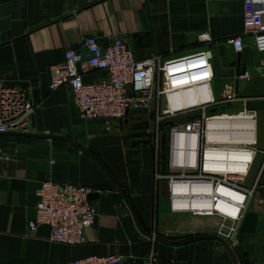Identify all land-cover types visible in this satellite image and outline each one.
<instances>
[{
    "label": "crops",
    "instance_id": "1",
    "mask_svg": "<svg viewBox=\"0 0 264 264\" xmlns=\"http://www.w3.org/2000/svg\"><path fill=\"white\" fill-rule=\"evenodd\" d=\"M242 12L243 0H0V82L23 90L34 104L26 132L65 136L74 142L0 134V264H67L108 254L122 256L121 264H264V141L258 147L256 139L252 165L257 161L258 167L247 173L245 180L251 175L250 181L243 183L253 189L252 194L233 240L224 238L230 252L210 238L167 245L143 232L168 241L215 233H199L201 222L182 226L178 215H166L163 200L158 206L152 142L136 132L149 112H129L107 129L102 119L80 116L65 85L49 88L52 67L87 35L97 36L103 44L122 35L138 59L172 58L208 48L213 92L220 96L228 84L237 96L252 98L248 107L256 110L257 124L259 110L264 121V53L257 51L258 62L249 68L242 58L246 49L236 53L227 42L243 34ZM203 32L210 36L207 43L199 40ZM243 40L246 47L253 46L250 37L243 35ZM238 59L245 67L239 74L231 65ZM245 73L248 80L240 78ZM104 76L105 71L88 70L84 80ZM251 79L254 82L246 85ZM244 86L250 91L245 93ZM43 180L90 190L97 215L84 231V242L73 246L53 242L50 228L43 224L28 232L36 189ZM168 220L170 224L164 222ZM182 227L190 235L160 234L180 233Z\"/></svg>",
    "mask_w": 264,
    "mask_h": 264
},
{
    "label": "built area",
    "instance_id": "2",
    "mask_svg": "<svg viewBox=\"0 0 264 264\" xmlns=\"http://www.w3.org/2000/svg\"><path fill=\"white\" fill-rule=\"evenodd\" d=\"M242 27V35H234L227 40L233 51L241 53L245 49L243 35H246L251 38L256 51L264 53V0H243ZM199 40L207 43L210 36L203 32ZM88 70L105 71L106 76L85 81L84 74ZM249 77L247 73L240 75L243 80ZM213 78L212 53L208 48L172 58L152 55L138 59L122 35L113 36L104 44L97 36L87 35L78 48L66 49L63 62L52 67L49 88L55 90L65 85L80 116L84 119H102L107 129L129 112H154L156 119L160 116L177 118L178 122L171 129L172 138L179 132L178 129H187L191 139H194L196 149L186 152L189 161L183 164L173 161L174 154L170 147L171 166L176 169L168 178L170 209L174 212L182 210V204L172 197L179 195L184 183H200L202 185L195 189L197 196L206 195L210 191L216 204L222 201L232 207L229 213L217 215L221 222L216 233L223 239L233 240L241 212L253 189L241 183L247 172L245 175L231 177L220 171L218 165L224 160L213 152L219 148H213L216 147L215 141L207 140L206 130L210 121L226 112L229 101L242 105L239 113L250 117L256 131V110L248 107L252 98L237 96L234 88L228 84L223 86L221 95L216 96L212 88ZM128 84L132 87L130 93L126 89ZM33 111L34 104L23 90L0 82V134L26 131ZM183 114L189 115L178 117ZM255 144H251L252 147L246 146L248 150H245L252 158L257 153L253 146ZM158 177L156 175L155 179ZM223 190H230L240 196V202L224 197ZM89 194L90 190L83 185L43 180L36 189L35 215L27 224L28 232L43 224L50 228L49 239L53 242L69 246L84 242V231L93 225L97 215ZM203 204L198 206L202 207ZM199 212L206 211L194 210L192 214L198 215ZM121 262L122 256L108 254L88 255L67 264Z\"/></svg>",
    "mask_w": 264,
    "mask_h": 264
},
{
    "label": "bare ground",
    "instance_id": "3",
    "mask_svg": "<svg viewBox=\"0 0 264 264\" xmlns=\"http://www.w3.org/2000/svg\"><path fill=\"white\" fill-rule=\"evenodd\" d=\"M217 118L209 122L206 137L209 141H215L214 146L216 147L213 148L219 149H214L213 152L219 154L224 160L218 165L221 169L220 171L231 177H237L241 174L245 175L246 172H249L250 165L254 160L252 155L245 151L248 150L246 146L256 143L252 120L246 114L228 112L219 114ZM178 130L179 132L173 135L171 142L172 154H174L172 157L174 162H182L185 164L189 161L185 156L186 152L189 153L193 151V148L196 149V145H194V139H191V135L187 132V129ZM197 140L198 138L195 139V142ZM181 154H183L182 160ZM199 184L195 182L184 183L179 195L172 197L182 204V210L177 212L192 213L194 210H205L206 212H199V214L221 215V213H229L232 210L231 206L222 201L216 204V199H213V194L210 191H207L206 195L197 196L196 194L198 192L195 189L202 185ZM223 191L224 197L232 198V200L240 202L241 197L237 196L234 192L230 190ZM223 200L227 199L224 198ZM229 201L233 203V201ZM200 203H204L202 207L198 206ZM215 210L218 212H212Z\"/></svg>",
    "mask_w": 264,
    "mask_h": 264
},
{
    "label": "rangeland",
    "instance_id": "4",
    "mask_svg": "<svg viewBox=\"0 0 264 264\" xmlns=\"http://www.w3.org/2000/svg\"><path fill=\"white\" fill-rule=\"evenodd\" d=\"M249 37V36H248ZM250 48V49H249ZM252 48V49H251ZM246 51L243 54V59L246 60L248 63L249 68H253V65L258 62V59L260 56L256 49L252 46H247L245 47ZM216 62L218 63L219 58H215ZM221 68V67H219ZM247 81L246 85H250V82L252 81ZM240 84V83H239ZM221 85V84H220ZM245 85V86H246ZM243 88L244 92L247 93L248 90L247 88ZM241 90V91H243ZM243 94V92H241ZM242 110V105L239 102H229L227 103L226 106V112L228 113H239ZM262 110H259L258 115H257V124H256V132L255 136L257 139V146L262 147V143L264 141V121H263V114ZM148 114V112H146ZM147 117L144 116L145 121L139 127L137 128L138 131L143 133L146 137H149L151 142H152V149H153V161H152V168L155 169V171L158 173L159 177L156 180L155 184V189L158 192L157 195V201H158V206L160 207L162 204V200L164 201V212L166 215H175L179 217L178 221H180V225L184 226L185 223L187 222H201V226L198 229L199 233H204V232H212L217 234V228L219 226V223L221 222V218L217 215H210V216H203L199 217L198 215H193L191 213H185L181 214L182 212H174L170 209L169 201H170V193L168 190V178L170 174H174L176 169H174L171 166V161H170V147H171V141H172V135H171V129L173 126L176 124V119L167 117V116H160L159 119H156V114L154 112H149ZM252 147V145H250ZM254 147L256 145H253ZM257 161L254 162V164L250 165L249 172H254V170L258 167ZM251 175H249L246 180L244 177V180L241 182L243 183H248L250 181ZM158 182V183H157ZM244 185V184H243ZM195 219V220H194ZM166 224H170V221L168 220L167 222L164 221ZM186 228H178V232L180 233H160L162 236L166 237H171V238H180V237H185L187 235L186 233ZM183 231L184 233H181ZM197 232V233H198Z\"/></svg>",
    "mask_w": 264,
    "mask_h": 264
},
{
    "label": "water",
    "instance_id": "5",
    "mask_svg": "<svg viewBox=\"0 0 264 264\" xmlns=\"http://www.w3.org/2000/svg\"><path fill=\"white\" fill-rule=\"evenodd\" d=\"M232 66H236V68L238 69V72L237 74L239 73H243L244 70H245V67L244 65H239V59L234 61L233 63H231ZM126 89H127V93H130L131 90H132V87H131V84H128L126 86ZM189 114H183V115H180L178 116L179 118H185L187 117ZM5 133H9V134H13V135H27V136H37V137H46V138H61V139H65L67 141H70L71 143L74 144V142L68 138V137H65V136H59V135H54V134H46V133H30V132H26V131H7ZM78 147V146H77ZM118 189L120 190L121 192V189L120 187L117 185ZM122 193V197H123V200L125 201V203L129 206L130 210L132 211V214H133V210L131 208V205L127 199V197ZM136 220V219H135ZM137 223V221H136ZM148 238L154 240V241H157V242H160V243H163V244H167V245H179V244H183V243H187V242H191V241H195V240H198V239H204V238H210V239H214V240H217L219 242H221L224 247L230 252V247H229V244L222 238L220 237L219 235L217 234H211V233H205V234H200L198 236H194V237H191V238H186V239H181V240H176V241H168L162 237H159V236H156L154 235L153 233H148V232H143ZM233 261L235 262V260L233 259Z\"/></svg>",
    "mask_w": 264,
    "mask_h": 264
}]
</instances>
